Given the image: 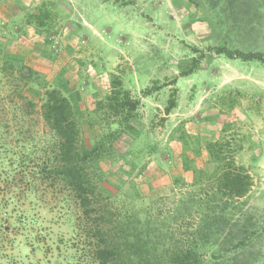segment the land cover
Here are the masks:
<instances>
[{"label":"rangeland","instance_id":"374dc122","mask_svg":"<svg viewBox=\"0 0 264 264\" xmlns=\"http://www.w3.org/2000/svg\"><path fill=\"white\" fill-rule=\"evenodd\" d=\"M44 1H52L62 17L48 39L27 22ZM0 41L6 53L45 75L50 84L65 71L68 96L81 113V136L88 142L99 138L109 121L100 103L106 104L112 75L122 76L125 88L141 97L135 130L115 142L122 157L102 163L120 194L108 201L112 214L107 224H115L128 209L138 211L150 220L159 250L180 246L198 221L197 209L181 216V210L179 216L175 211L194 195L189 187L193 171L212 167L207 143L223 135L233 138L238 163L257 184L247 204L241 201L232 211L233 225L239 224L242 233L227 236L215 258L217 263L264 264V64L229 60L209 50L228 45L264 53V0H0ZM194 58L198 68L182 76L192 71ZM174 76L179 77L178 104L167 115L173 87L163 84ZM25 79L9 66L1 72L0 115L9 111L3 122L11 132L25 124L47 134L50 129L41 117L43 92L26 86ZM157 86L161 88L151 96L142 95ZM19 94L36 107L25 106ZM23 111L25 122L20 119ZM39 189L40 248L22 252L24 247L17 244L14 251L0 254L1 264L20 252L24 264H47V258L61 263L68 257L66 243L77 241L72 240L75 226L87 220L85 210L58 181L41 183ZM20 229L14 232L19 235ZM241 237L245 246L239 249Z\"/></svg>","mask_w":264,"mask_h":264},{"label":"trees","instance_id":"16d2710c","mask_svg":"<svg viewBox=\"0 0 264 264\" xmlns=\"http://www.w3.org/2000/svg\"><path fill=\"white\" fill-rule=\"evenodd\" d=\"M54 6L52 1H44L27 17L28 24L36 26L46 39L55 32L57 21L62 18ZM209 50L229 60L264 64L261 52H244L228 45ZM7 66L22 77L26 75V86L33 85L43 92L41 117L50 132H34L25 124L11 132L3 122L9 118V111L5 116L0 115V254L9 249L14 251L17 244L24 247L22 252L28 247L33 250L25 253L26 257L30 251L40 248L43 227L36 211L42 195L39 187L41 183L54 180L64 185L81 210L87 213V220L82 218L75 226L72 240L77 241L65 245L68 257L54 264H234L233 261L217 263L215 257L227 236L234 237L236 230L242 233L239 224L233 225L232 211L238 209L236 205L241 201L247 204L257 183L248 168L238 163V146L233 138L223 135L207 143L212 167L193 171L189 187L195 190L194 195L181 202L180 209L175 211V216H179L181 210V216L197 209L198 221L189 227L180 246L159 250L154 243L156 235L150 220L140 212L128 209L120 214L115 224H107L111 223L107 219L112 214L107 204L120 194L119 188L104 173L102 163L106 160L117 162L122 157L115 149V142L122 134L135 130L132 123L141 106V97L125 88L122 76L112 75L106 104L100 103L109 121L101 136L88 142L81 136V113L75 108L74 99L68 96L69 81L64 70L50 84L45 75L25 66L17 56L6 53L4 42L0 41V75ZM198 66L199 59L194 58L192 71L182 76L194 72ZM178 79V76L167 78L163 84L173 87L166 105L167 115L178 104ZM159 88L146 89L142 95L149 97ZM19 98L29 109L36 107L25 95L19 94ZM23 113L20 119L25 122L27 114ZM41 135L43 139H39ZM97 195L101 199L94 201L92 198ZM103 201L107 203L101 204ZM91 213L95 214L92 220L89 219ZM17 226L21 228L19 235L14 232ZM238 243L239 249L245 246L242 237ZM57 246V250H61ZM6 261L7 264H24L21 252L18 256L7 257ZM46 263L52 264V261L47 258Z\"/></svg>","mask_w":264,"mask_h":264}]
</instances>
